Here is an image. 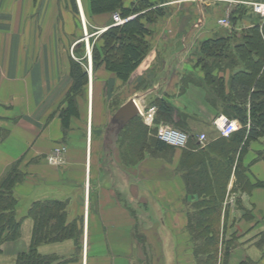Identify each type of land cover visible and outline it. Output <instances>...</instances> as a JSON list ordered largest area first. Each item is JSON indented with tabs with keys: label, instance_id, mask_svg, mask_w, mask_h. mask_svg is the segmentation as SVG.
Instances as JSON below:
<instances>
[{
	"label": "crops",
	"instance_id": "0c3cea01",
	"mask_svg": "<svg viewBox=\"0 0 264 264\" xmlns=\"http://www.w3.org/2000/svg\"><path fill=\"white\" fill-rule=\"evenodd\" d=\"M137 1L124 0V8ZM149 1L166 15L158 20L146 58L126 84L112 74L109 81L100 68L70 111L72 62L81 63L75 54L83 52L92 68L88 41L114 21L113 14L93 15L90 0H0V179L19 165L24 180L15 190L29 200L26 214L17 212L20 236L2 244L0 264H16L29 251L34 221L28 211L41 201L65 203L67 222L77 219L82 233L78 241L40 245L41 256L65 264H197L188 230L198 197L187 192V169L199 151L220 156L219 141L229 142L232 135L220 136L214 122L222 114L207 104L203 89L185 87V81H204L198 64L204 41L264 23L249 6L232 1L264 0ZM80 19L94 30L87 38ZM220 19H229L230 26H219ZM213 75L229 81L232 72ZM138 96L146 104L164 99L186 115L190 141L185 149L145 152L126 167L119 137L133 115L129 103ZM59 148L65 149L63 163L50 165L49 156ZM238 165L219 221L217 264H264V135L246 145ZM41 186L49 193L39 194ZM233 231L237 244L225 257L222 242Z\"/></svg>",
	"mask_w": 264,
	"mask_h": 264
},
{
	"label": "trees",
	"instance_id": "16d2710c",
	"mask_svg": "<svg viewBox=\"0 0 264 264\" xmlns=\"http://www.w3.org/2000/svg\"><path fill=\"white\" fill-rule=\"evenodd\" d=\"M123 1L90 0L93 15L120 11L122 18L129 19L121 26H115L113 21L100 36L102 46L92 47V70L95 73L104 67L126 84L152 48L150 26L164 17L165 12L149 0H138L128 9L124 8ZM75 12L78 14L76 8ZM77 55L81 63L72 62L70 73L74 85L73 97L69 99L70 111L75 109L76 95L82 96L88 85L87 61L81 52ZM198 64L204 71V81L200 85L197 81H185V87L192 83L203 89L209 106L241 125L232 135V140L219 141L220 156L207 158L199 151L187 169V192L198 197L192 206L194 213L189 215L188 232L194 244L193 253L197 264H217L221 232L218 227L228 180L233 171H238L239 159L246 145L264 135V23L243 30L239 35L204 41ZM227 70L232 72L229 81L213 75L216 71ZM149 106L158 109L155 128L149 130L140 116L131 115L119 137L121 161L126 167L135 166L145 152L156 154L171 148L157 139L159 125L180 126L189 135L188 124L184 121L186 115L166 100L158 99ZM238 176L242 187L240 173ZM23 180L17 164L0 179V248L3 243L14 242L20 236L22 221L17 218L19 198L15 189ZM66 216V204L63 202L34 203L28 211V217L34 221L32 243L28 252L18 256L16 264H65L55 256L39 255L37 249L42 244L80 239L81 231L76 236V224L68 223ZM232 242L226 243L225 257L234 246Z\"/></svg>",
	"mask_w": 264,
	"mask_h": 264
},
{
	"label": "built area",
	"instance_id": "2783aa9c",
	"mask_svg": "<svg viewBox=\"0 0 264 264\" xmlns=\"http://www.w3.org/2000/svg\"><path fill=\"white\" fill-rule=\"evenodd\" d=\"M195 2H219L225 0H194ZM232 3L246 5L252 9L253 14L260 16L264 19V4L256 3V2H242V1H232ZM114 25L121 26L128 22L129 19H122L119 14H114L113 16ZM217 24L221 27H229L230 21L229 19H220ZM85 27V35L87 37L86 26ZM107 29H105L106 31ZM103 31V32H105ZM89 60L91 59V54L89 53ZM91 70V66H89V71ZM134 107L136 109L137 114L142 118L143 123L148 128H155V118L157 114V107L149 106L142 99V97H135L132 99ZM215 126L220 132V136L224 138H229L235 132H237L241 125L237 120H230L225 116H220L214 122ZM157 139L164 142L167 146L174 149H185L190 141L189 135L183 133L173 127L161 124L157 128ZM199 142L201 145H205L207 142V137L204 134L199 136ZM65 153L64 148H59L54 151V153L49 156L48 163L53 166H60L63 163V154Z\"/></svg>",
	"mask_w": 264,
	"mask_h": 264
},
{
	"label": "rangeland",
	"instance_id": "374dc122",
	"mask_svg": "<svg viewBox=\"0 0 264 264\" xmlns=\"http://www.w3.org/2000/svg\"><path fill=\"white\" fill-rule=\"evenodd\" d=\"M120 11H118V12H116L115 14H119L120 15ZM78 15H79V12H78ZM101 15H103V14H101ZM166 15V14H165ZM164 15V16H165ZM113 16H114V14H113ZM112 16V17H113ZM122 19H124V18H122ZM263 20V19H262ZM80 22H81V26H82V30H81V32L82 33H85V28H84V26H83V24H82V21H81V19H80ZM157 24H158V22H155L154 24H152L151 26H150V31H152V36L150 37V43H151V45H152V43H153V39H154V31L155 30H157ZM124 25V24H123ZM110 26V25H109ZM109 26L107 27V28H105V29H108L109 28ZM86 27H87V29L89 30V34H88V32H87V35H90V34H92L93 32H94V30H93V28H91L90 27V24L89 23H86ZM105 29H102L101 31H98L97 32V34H99L100 33V36L104 33L103 31H105ZM100 36L99 37H93V38H90L89 39V41L88 42H90V46H91V48L94 46V45H97V46H99V47H101L102 46V41H100ZM87 38V37H86ZM87 46H88V43H87ZM79 52H76V54H75V56H79V55H77ZM81 54H83V52H81ZM87 62H88V60H86ZM86 64H88V63H86ZM88 66V65H87ZM87 71H89V69H87ZM106 72H107V74H105V76L109 79V81L110 80H112V77L113 76H110V74H112V73H110V72H108L107 70H106ZM89 75V74H88ZM94 76H95V73L93 74ZM113 75V74H112ZM70 76H71V73H70ZM115 76V75H114ZM116 77V76H115ZM95 79V81L97 80L96 78H94ZM88 81H90L89 80V76H88ZM188 82V81H187ZM191 82V81H190ZM195 82V81H194ZM198 82V85H200L201 84V82L202 81H197ZM192 84V83H191ZM108 88H109V85L107 86V92H108ZM135 90H136V88H135ZM155 101V100H154ZM153 101V102H154ZM152 102V103H153ZM108 103V106L109 107H112L113 105H116V103L114 102V103H111V102H107ZM150 103V102H149ZM150 105V104H149ZM135 117H136V115H135ZM184 119V118H183ZM187 120V116H185V120L184 121H186ZM179 121H181V120H179ZM187 122V121H186ZM182 123V122H181ZM169 126H171V125H169ZM172 126H174V125H172ZM171 126V127H172ZM175 128H177V129H179L180 131H182V132H185V133H187L186 131L187 130H184V129H182V128H180V126H174ZM151 129V128H150ZM48 189V188H47ZM47 189H45L44 190V187L43 186H41L39 189H38V192H39V194H41V193H46L47 191H48V193H49V189L47 190ZM44 190V191H43ZM38 192H37V194H38ZM17 196H18V198H19V205H18V209H17V212H18V217H21V216H24L23 214H26L25 213V206L28 204V202H29V200L26 198V197H22V196H20L18 193H17ZM24 212V213H23ZM72 223H75L76 224V229H77V234H76V236H78L79 235V223H78V221H77V219L74 221V222H72ZM219 232V231H218ZM221 233L222 232H220V237H218L219 238V241H220V238H221ZM217 234V233H216ZM228 236V235H227ZM239 236V234H238V231H233L232 233H230V239L233 241H231L230 239L227 241L225 238V240H224V244L226 243V242H228L229 243V241L230 242H232L233 244H237L236 243V241H237V237ZM220 243H221V241H220ZM232 244V245H233ZM234 245V246H235Z\"/></svg>",
	"mask_w": 264,
	"mask_h": 264
},
{
	"label": "water",
	"instance_id": "95a60500",
	"mask_svg": "<svg viewBox=\"0 0 264 264\" xmlns=\"http://www.w3.org/2000/svg\"><path fill=\"white\" fill-rule=\"evenodd\" d=\"M128 111L133 114V115H136V109L134 107V104H133V101L131 100L130 103H129V106H128Z\"/></svg>",
	"mask_w": 264,
	"mask_h": 264
},
{
	"label": "bare ground",
	"instance_id": "6f19581e",
	"mask_svg": "<svg viewBox=\"0 0 264 264\" xmlns=\"http://www.w3.org/2000/svg\"><path fill=\"white\" fill-rule=\"evenodd\" d=\"M92 74H93V70H92ZM90 78L92 79V75L90 76Z\"/></svg>",
	"mask_w": 264,
	"mask_h": 264
}]
</instances>
